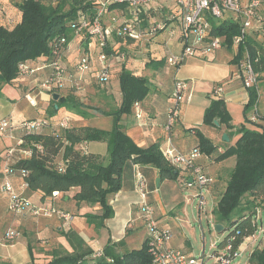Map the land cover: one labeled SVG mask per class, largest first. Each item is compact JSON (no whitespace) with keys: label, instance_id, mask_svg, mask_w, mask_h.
Segmentation results:
<instances>
[{"label":"crops","instance_id":"1","mask_svg":"<svg viewBox=\"0 0 264 264\" xmlns=\"http://www.w3.org/2000/svg\"><path fill=\"white\" fill-rule=\"evenodd\" d=\"M18 1L0 0V25H9V19H13L15 22L21 19V13L15 7ZM103 1L97 0L99 8ZM164 1L166 0H160L150 5L148 11L141 16L140 24L137 27L142 34L140 39L118 37V41L111 48L109 46L108 50L110 49L112 52L109 54L108 61L111 66V78L105 85L100 86L96 79L99 68L97 61L99 48L90 37H84L79 34L73 35L62 60L64 67L72 75L76 76V65L81 55L86 52L92 56L93 68L83 76L81 82L83 88L80 92H76L68 85L66 89L61 91V94L63 97L73 95L77 99L80 98L83 105L82 112H85L86 115L73 114L65 107L61 108L63 111L61 115L58 112L53 115L50 114L52 95L56 92H50L42 86L48 77V70L42 69L26 77L19 78L11 84L1 86L0 121L6 119L14 126H17L28 119L47 118L51 121V126L44 131L49 133H60L67 127H93L110 131L115 122L114 114L118 111L123 100L119 78L123 68H125L136 77L146 78L151 88L147 97L139 102L140 108L137 109L134 105L131 112L123 114L120 120L123 131L139 147L148 148L153 144H158L161 149H164L171 142L179 151L190 153L195 151L199 145L198 132L204 134L215 145H219L221 152L224 148L232 146L230 138L228 142L223 141V135L226 134L224 126L220 130L217 127L205 125L203 122L205 111L210 106L211 100L222 99L231 114L232 125L238 128V125L233 120L232 106L242 105L244 108L249 99L248 90L242 83L241 69L240 80L232 72L225 82L226 86H222V84L216 85L215 82L204 86L203 81L200 79L201 77H198V75L206 68L202 63H215L226 56L230 57V61L236 63L239 60V46L234 44L228 46L225 38H223V47L209 57H190L180 66L170 65L167 62L168 58L172 55L180 54L183 49L180 43V35L172 39L173 28H175L173 22L167 23L165 30L154 34L150 33L151 27L155 24L161 23L163 20L167 21V15L164 13L167 8L162 10ZM108 11V9L105 11L103 21L104 19L105 21L109 19V23H112L111 19L114 17L112 14L119 13L118 19H121V22L117 23V25L129 17V14H124L125 12L123 13L121 9L110 10L112 12ZM171 11V14L176 12L175 0H173V9ZM259 19L264 20V4L258 11L257 22H259ZM113 20L116 22L117 19L113 18ZM224 22L222 21L221 24ZM168 28L170 29V34L163 35V31ZM123 48H127L128 53L126 55L119 54L118 50ZM41 64H43L41 61L32 63L36 67ZM179 70L181 73L187 71V74L185 73L179 78L177 77ZM176 79H183L189 83L192 99L189 103L182 105L180 119L168 131L166 128L167 114L171 106V96ZM95 87L100 89V93H97L98 95L95 93ZM217 87L222 88V92L219 94L215 93ZM3 91L5 94H3ZM90 95H93V97L97 95L101 98L97 112L93 111L89 105ZM138 115H141V117H138ZM64 118L69 119L67 127L61 125V121ZM96 121L101 123H95ZM19 137L20 132L14 128L6 131L0 130V185L4 163L5 160H8V154L18 149L23 153L21 158L29 156L27 151L20 148ZM6 147H9V149H6ZM77 148L86 153L108 158L109 152L106 142L81 143L77 145ZM197 163L203 167L207 174L215 179L212 192L208 190L215 199V195L224 190L226 180L236 164V159L231 157L222 162H216L210 157L200 154L197 158ZM138 169L147 180L148 194L146 201L154 207L158 225L162 228H169L173 233V238L168 246L179 248L189 256L194 257V254L191 253L193 249L190 240L182 232L180 224L170 217L183 202L182 193L184 188L187 187L184 181L186 179L190 180V173L180 170L178 179L172 181L169 179L162 180L159 170L152 166H139ZM159 178L161 182L158 185L157 180ZM10 180L15 190L28 198L31 203L36 206H53L61 215L54 214L52 217H36L34 219L32 215L27 214L24 220L15 223L18 226L19 224L22 226V230L24 234H27V237H23L18 245L11 246L14 249L8 247L7 249H0L3 254L5 252L4 256L0 257V262L30 264L31 255L29 248L32 249L33 256L37 261H49L52 259V252L55 249L63 248L71 252L72 248L62 234L69 230L77 232L95 253L101 252L110 240L113 243L123 242V246L117 247V251L124 252L135 250L134 245L138 242L142 247L147 239L148 232L141 214L144 198L136 187L134 168L126 175L123 189L109 197V204L114 210V216L105 221V227L99 229L90 223L85 215H101V206L97 204L90 205L85 202L78 204L74 200L78 189L74 188L65 194H58L55 198H48L42 201L40 192H32L25 186L21 172L13 171ZM1 193L0 189V195H2ZM162 204L165 205V208L169 207L168 213L161 207ZM260 240H264V233L258 231L255 235L247 238L241 247L245 246L253 249ZM2 246L4 247L5 245ZM202 256L205 260L204 253ZM232 263L233 261L230 264Z\"/></svg>","mask_w":264,"mask_h":264},{"label":"trees","instance_id":"2","mask_svg":"<svg viewBox=\"0 0 264 264\" xmlns=\"http://www.w3.org/2000/svg\"><path fill=\"white\" fill-rule=\"evenodd\" d=\"M15 7L20 11L21 19L17 22L9 19V25H0V86L26 77L27 75L21 74L23 65L34 70L33 73L47 69L46 80L53 77L56 74V60L63 59L68 43L76 34L80 14L83 13L93 19L98 13L99 3L97 0H19ZM117 7V4H111L107 9L114 10ZM121 10L125 12L124 14H129V19L131 14L124 5ZM171 15L167 16V21L154 26L162 25L165 30L167 23L174 22ZM239 27L238 22L227 20L214 28L213 34L224 37L226 44L232 46ZM63 39L66 40L65 43L62 42ZM246 51L250 55L255 72L259 75L264 73V45H255L248 37L246 44L239 46V60ZM107 52L112 53L110 49ZM39 61L43 64L37 67L32 65ZM61 65L63 70L65 69L63 74L66 77L72 74L64 68L63 63ZM119 79L123 100L114 114L115 122L110 131L93 127H67L60 133H49L44 131L51 126V121L47 118L28 119L17 126L9 121L11 128L20 132L19 138L22 140L20 148L27 151L29 156L20 158L13 166L5 165L4 168L9 166L12 171L21 172L25 186L32 192H40L42 201L55 198L54 193L65 194L74 188L78 189L74 196L78 204L85 202L101 206V215H85L97 229L105 227V221L114 216L109 197L123 189L126 175L133 168L152 166L159 170L162 180L176 181L180 174V169L165 158L163 149L158 144L148 148L139 147L123 131L120 125L122 115L129 114L135 103L143 101L151 88L146 78L136 77L125 68ZM1 91L0 87V96ZM61 91H54L60 94V98L58 101L51 99V115L64 108L65 103L68 104L67 101L75 97L72 95L71 98L63 97ZM248 97L244 115L258 103L257 88L248 89ZM39 119L47 121V124L38 132L27 133L25 123ZM231 121L232 117L225 101L212 99L205 111L203 123L220 130L224 126L230 139L234 135L239 138L235 145L226 147L221 152L219 145H215L204 134L198 132L199 145L195 151L216 162L231 157L236 159L224 190L215 195L213 210L216 224L223 227L228 224L232 227L231 233L218 244L222 252H215V256L218 258L224 255L232 262L240 255V247L245 240L260 229L264 230V128L261 131L245 126L235 128ZM94 141L107 143L108 158L77 148L81 143ZM184 171L191 174L190 170ZM187 180L184 181L185 184ZM214 184L215 182L209 187L210 192ZM62 234L70 244L71 252L63 248L55 249L52 252V259L37 261L32 249L29 248L30 264H148L152 261L147 240L140 249L124 252L117 251V247L123 246V242L113 243L110 240L101 252L95 253L74 230ZM228 246H231L230 250H227ZM248 263L264 264V240H260L250 253Z\"/></svg>","mask_w":264,"mask_h":264},{"label":"built area","instance_id":"3","mask_svg":"<svg viewBox=\"0 0 264 264\" xmlns=\"http://www.w3.org/2000/svg\"><path fill=\"white\" fill-rule=\"evenodd\" d=\"M61 1V0H56ZM160 0H104L100 5L98 13L93 19H90L85 14H80L78 23L79 26L76 34L88 31L89 36L97 47L99 52L97 61L99 68L96 74L97 82L100 86L105 85L110 81L111 71L109 61V38L116 31L117 36L121 38L140 39L141 32L137 29L140 24L141 16L145 14L150 5ZM176 12L171 15V19L178 21L180 27V43L183 49L180 54L172 55L167 62L172 66H180L190 57L206 58L220 50L224 45V37L213 34V29L220 26L222 21L232 20L239 24V32L233 38V44L236 46L245 45L247 38L254 27V23L258 20V11L264 4V0H175ZM121 4L124 5L131 16L129 19L120 23L115 29L107 28L103 24V15L107 10L108 5ZM211 20L216 21L212 23ZM162 25L152 27L151 31L157 32L164 29ZM66 42L65 39L62 40ZM68 43V47H69ZM246 63L242 67L241 79L243 86L246 89L256 88L258 76L254 70L253 62L250 55L246 51ZM63 60V59H62ZM62 60L58 58L55 62L56 74L49 77L43 86L50 92L64 90L69 85L76 92L82 90V79L86 73H89L93 68V59L90 53H83L77 63L76 76L70 74L66 77L63 73ZM65 68V67H64ZM34 70H30L27 66H21V74L23 76L32 74ZM189 83L183 79H176L174 91L171 96V106L167 114L166 128L169 131L180 119L182 105L189 103L192 99ZM222 92L221 87L215 89V93ZM137 109L140 108L139 102L135 103ZM258 108L255 106L252 115V122L257 120ZM141 117V115H138ZM47 121L34 120L25 123L24 128L27 133L40 131ZM63 127L69 125V119L64 118L61 122ZM11 124L8 120L0 121V130H8ZM22 140H19V144ZM12 152L8 154L10 160ZM163 155L170 163L180 170H190L191 178L187 181V187H194L200 191L202 202L205 203L203 192L208 191L209 187L215 182V179L207 174L203 167L197 163V158L200 153L192 151L183 153L174 147L171 142L163 149ZM12 169L7 166L4 168V181L2 190L8 196V207L12 212L25 213L28 212L34 217H52L54 214H60L53 206H35L23 194L18 193L11 180ZM136 187L141 192L144 202L141 206V214L144 224L147 228V244L152 254V261L148 264H205L204 257H193L186 254L183 250L168 246L173 238V233L169 228H162L158 225V219L155 214V209L146 201L148 194V184L146 178L135 167ZM58 193H54L56 197ZM61 215V214H60ZM264 233V230H259ZM16 236V233L11 231L8 233L9 238ZM231 246L227 247L230 250ZM220 264H230L224 255L217 258Z\"/></svg>","mask_w":264,"mask_h":264},{"label":"rangeland","instance_id":"4","mask_svg":"<svg viewBox=\"0 0 264 264\" xmlns=\"http://www.w3.org/2000/svg\"><path fill=\"white\" fill-rule=\"evenodd\" d=\"M96 1V0H95ZM160 3V2H159ZM164 9L167 8L166 12L164 13L168 16L172 13L171 9H173V0H166L163 2ZM123 5L119 4L117 7V10L122 9ZM171 8V9H170ZM112 12V11H108ZM163 13V15H165ZM119 14V13H118ZM118 14H112L114 15L113 18H116V22L111 19L112 23H109L107 21H103V24L107 28L115 29L118 25L117 23L121 22V19H118ZM117 16V17H116ZM120 16V15H119ZM155 16V15H154ZM121 17V16H120ZM166 20H163L162 22H165ZM258 21V20H257ZM254 23V27L252 31H250V40L255 45H264V20L259 19V22ZM212 23H216V21L211 20ZM115 24V25H114ZM174 27L173 28V35L172 39H175L180 35V27L178 21L173 22ZM163 35L170 34V29L168 28L166 31H163ZM79 35H83L84 37H90L88 34V31H84L79 33ZM91 38V37H90ZM118 41V36L116 31H114L110 38H109V46L110 48L112 45H114ZM119 54H127V48L119 49ZM245 53V54H244ZM243 55L240 57V60H237L236 63L233 61H230V57H225L222 59H219L215 63H202L206 66L205 70L200 76L201 80L204 83V86H207L210 83H214L216 85L222 84V86H226L225 82L230 77L231 73L233 72L235 77L239 78L240 80V69L242 71V67L246 63V52H244ZM240 66V68H239ZM187 71L184 72H177V77L181 78ZM187 74V73H186ZM172 76V75H171ZM202 83V84H203ZM2 86V85H1ZM0 86V87H1ZM43 86V84H42ZM44 87V86H43ZM257 93L259 95L258 103H257V120L255 122H252V115L255 114L254 108L247 113V115H244V108L242 105H233L232 106V115L234 122L238 125V127L245 126L248 129L261 131L262 128H264V73L260 74L258 76V82H257ZM248 90V89H247ZM95 93L99 94L100 89L95 87ZM3 94L5 92L3 91ZM97 94V95H98ZM90 95L89 98V105L92 107L91 109L93 111L97 112V107L99 104V100L101 98L99 96ZM73 96V95H72ZM74 97V96H73ZM93 97V98H92ZM71 98V96H70ZM68 104L65 103V108L73 112V114L77 115H83L86 113L82 112V102L80 98L74 97V99H70L67 101ZM63 113L62 109L58 111V114L61 115ZM247 117V120H246ZM95 123H101L100 121H96ZM222 130V129H221ZM238 136L234 135L231 137V145H235ZM6 149H9V147H6ZM4 149V150H6ZM23 157V153L16 149V151H12L11 159L5 160L4 165H15V163L19 160V158ZM8 158V156H7ZM1 194L0 195V249H7L12 248L14 249V245H18L21 243L23 237H25L27 234H24L22 226H19L15 223H19L24 218H26L27 214H30L28 212L25 213H16L12 212L8 207V196L7 194L2 190V182L0 185ZM19 193V192H18ZM183 202L181 205L176 208L173 215H170L180 226L182 227V232L186 236L188 240H190L191 247L193 251L191 253L194 254V257H202L203 253L205 254V264H220L217 262V257L215 256V252H220L221 250L218 247V244L221 243L232 231V227L230 225H226L225 231L222 233H218L215 230L214 225V216H213V210L215 207V199L212 196L210 192L205 190L203 192V195L205 197V203L202 202V197L200 196V191L196 188H188L185 187L183 190ZM164 203V202H163ZM36 206V205H35ZM162 208L168 213L170 210L169 207L165 208V205H161ZM156 214V211H155ZM31 215V214H30ZM157 216V215H156ZM31 217V216H30ZM34 217V216H33ZM32 217V218H33ZM36 219V217H34ZM41 219V218H40ZM39 222V220H38ZM15 232L16 236L13 238H9L8 233L9 232ZM27 237V236H26ZM2 245H5L4 247ZM10 246V247H9ZM136 249H139L141 246L139 242L134 245ZM255 248H247L245 246L241 247L240 249V255L233 261L232 264H248L249 262V256L250 253ZM5 254V252H4ZM4 254L0 251V257H3Z\"/></svg>","mask_w":264,"mask_h":264},{"label":"water","instance_id":"5","mask_svg":"<svg viewBox=\"0 0 264 264\" xmlns=\"http://www.w3.org/2000/svg\"><path fill=\"white\" fill-rule=\"evenodd\" d=\"M59 98H60V95L58 93H55V94L52 95V99L54 101H58ZM216 124H218L217 121H216ZM223 141H225V142L229 141V137H228L227 134L223 135ZM160 182H161V179L159 178L157 180V184L159 185ZM214 228H215L216 232H218V233H222L224 231V227L221 224H215Z\"/></svg>","mask_w":264,"mask_h":264}]
</instances>
